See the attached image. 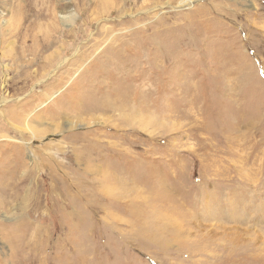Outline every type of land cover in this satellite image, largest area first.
<instances>
[{
	"label": "rangeland",
	"instance_id": "obj_1",
	"mask_svg": "<svg viewBox=\"0 0 264 264\" xmlns=\"http://www.w3.org/2000/svg\"><path fill=\"white\" fill-rule=\"evenodd\" d=\"M0 264H264V0H0Z\"/></svg>",
	"mask_w": 264,
	"mask_h": 264
},
{
	"label": "bare ground",
	"instance_id": "obj_2",
	"mask_svg": "<svg viewBox=\"0 0 264 264\" xmlns=\"http://www.w3.org/2000/svg\"><path fill=\"white\" fill-rule=\"evenodd\" d=\"M18 34V33H17ZM20 36V34H18Z\"/></svg>",
	"mask_w": 264,
	"mask_h": 264
}]
</instances>
